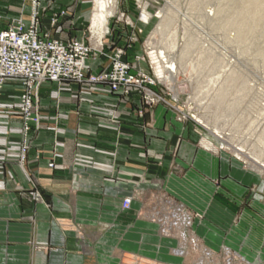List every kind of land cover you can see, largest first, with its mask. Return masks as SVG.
Returning a JSON list of instances; mask_svg holds the SVG:
<instances>
[{"label":"crops","instance_id":"crops-1","mask_svg":"<svg viewBox=\"0 0 264 264\" xmlns=\"http://www.w3.org/2000/svg\"><path fill=\"white\" fill-rule=\"evenodd\" d=\"M20 1L0 5L28 22ZM40 2L44 32L66 12L49 34L67 42L74 1ZM22 95L17 79L0 86V264H264L260 172L200 146L133 92L47 82L29 117Z\"/></svg>","mask_w":264,"mask_h":264},{"label":"rangeland","instance_id":"rangeland-1","mask_svg":"<svg viewBox=\"0 0 264 264\" xmlns=\"http://www.w3.org/2000/svg\"><path fill=\"white\" fill-rule=\"evenodd\" d=\"M32 1L20 4L30 17L36 14L43 31L41 2ZM73 1L81 30L71 29L68 41L87 49L85 81L79 83L99 84L88 80L116 63L127 65L134 84L120 95L133 92L145 111L163 108L168 120L200 146L260 172L264 188V0H117L99 38L91 28L94 0ZM0 6L5 20L14 19ZM144 12L151 15L148 21ZM65 15L59 11L49 18L48 33ZM162 77L172 81L164 83ZM36 91L30 94L31 108ZM198 261L243 264L218 257Z\"/></svg>","mask_w":264,"mask_h":264},{"label":"built area","instance_id":"built-area-1","mask_svg":"<svg viewBox=\"0 0 264 264\" xmlns=\"http://www.w3.org/2000/svg\"><path fill=\"white\" fill-rule=\"evenodd\" d=\"M37 20L34 13L27 23L22 17L5 20L0 14V86L7 79L22 83L27 93L22 107L26 117L30 116V94L43 83L85 81L87 49L75 40L52 39L48 32L38 29ZM88 81L106 83L113 93L123 95L134 84L127 65L122 63L114 64L110 72ZM129 204V199L124 200L123 208L127 209Z\"/></svg>","mask_w":264,"mask_h":264},{"label":"bare ground","instance_id":"bare-ground-1","mask_svg":"<svg viewBox=\"0 0 264 264\" xmlns=\"http://www.w3.org/2000/svg\"><path fill=\"white\" fill-rule=\"evenodd\" d=\"M116 5H117V0H94V11H93L91 28L93 30V34L96 35L98 38L102 35V32L105 31L107 18L114 13L116 9ZM149 15L150 14L148 13L146 14L144 12V14L142 15L143 20L148 21ZM161 81L164 83H169L172 80H170L168 77L165 78L162 77Z\"/></svg>","mask_w":264,"mask_h":264}]
</instances>
